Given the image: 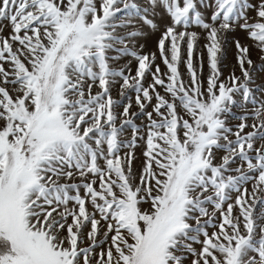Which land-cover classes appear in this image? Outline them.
<instances>
[{"label":"snow or ice","instance_id":"6c2138e0","mask_svg":"<svg viewBox=\"0 0 264 264\" xmlns=\"http://www.w3.org/2000/svg\"><path fill=\"white\" fill-rule=\"evenodd\" d=\"M0 264H264V0H0Z\"/></svg>","mask_w":264,"mask_h":264}]
</instances>
